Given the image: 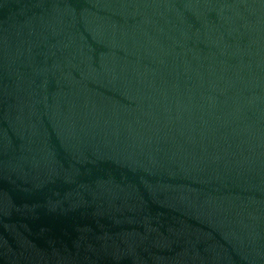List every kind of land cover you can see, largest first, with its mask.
Masks as SVG:
<instances>
[{
    "label": "water",
    "instance_id": "1",
    "mask_svg": "<svg viewBox=\"0 0 264 264\" xmlns=\"http://www.w3.org/2000/svg\"><path fill=\"white\" fill-rule=\"evenodd\" d=\"M0 264H264V0H0Z\"/></svg>",
    "mask_w": 264,
    "mask_h": 264
}]
</instances>
